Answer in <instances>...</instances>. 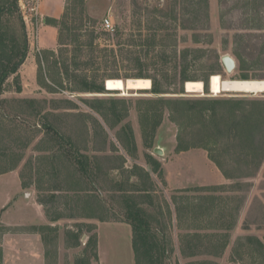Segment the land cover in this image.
<instances>
[{
  "label": "rangeland",
  "instance_id": "374dc122",
  "mask_svg": "<svg viewBox=\"0 0 264 264\" xmlns=\"http://www.w3.org/2000/svg\"><path fill=\"white\" fill-rule=\"evenodd\" d=\"M58 1L66 8L67 0ZM84 1V12L79 18H86L85 28L95 30L94 51L87 47L85 53L77 55L69 45H63L60 51V25L57 22L63 14L57 19L49 18L40 14L38 0H19L29 43L27 56L19 68L22 89L16 92L10 77L0 98L4 99L1 108L9 111L10 116H20L24 124L3 118L0 148L14 145V139L20 144H29L19 166L0 174V225L6 228L4 232L0 231L1 264H28L23 258L26 254L17 257L4 251L1 245L4 235L29 231L28 225L8 226L1 222L16 216L12 211L8 218L9 212L1 213L5 206L15 209L8 200V194L12 192L11 200L18 195L14 192H20L22 198H30L34 193L37 200L39 195L46 201L45 216L55 225L31 227L43 235L46 264H87V258L90 261V251L84 252L89 234L83 224L94 225L101 264H135L129 224L125 225L127 222L116 219L113 211L106 210L110 207L125 212L128 198L140 203L151 222L162 228L169 264H199L203 260L207 264H264L262 254L254 251L246 238L252 235L264 242V157L260 163L252 157L244 159L240 149L242 144L221 137L218 142L214 141L219 127L225 129V133L233 132L234 128H243L247 115L259 119L264 109V92L213 94L208 85L202 92H185L183 83L192 79L182 81L179 63L182 49L202 47L207 48V52L201 60L194 62L190 55L187 58V76L201 79L206 65L215 62L217 55L220 65L216 73L222 79H242V75L248 79H264L260 78L264 76V0H208V18L202 16L200 22L192 24L196 30L182 28L180 23L173 22L169 9L174 0ZM79 8L80 5L75 11L69 8L73 22L79 21ZM185 8L181 2L176 3L178 13ZM160 10L168 13L165 18L159 15ZM105 17L110 18L112 30L101 26ZM156 20L165 21L164 28H158ZM155 33L156 40L164 35L166 43L153 44L151 39ZM246 33L252 34L251 46L255 43L257 49H261L258 56L245 47L246 38L236 37ZM111 48L118 55L116 60ZM162 50L168 55L165 65L160 59ZM174 50L178 54L176 57ZM236 51L241 53L239 59ZM223 54H229L235 60L231 72H227L221 63ZM135 55L142 60L141 71ZM64 62L69 63L71 69L80 68L79 74L88 72L91 79L97 74V80L103 82L107 78L147 77L151 80L150 76L167 72V80L161 79L167 92H151L152 81L149 88L136 89V79L134 90H126V94L119 90L105 93L72 90L74 81L67 78L61 68ZM162 66L164 69L160 68ZM22 98L39 100L41 114L50 113L58 127L72 134L81 146L88 147L89 154L100 157L93 160L99 166L94 162L91 165L100 187V197H91L96 192L91 184L63 158L55 161L59 164L58 170L51 171L49 160L43 155L46 152L37 147L43 137L42 119L21 102ZM93 98H102L107 103L89 105ZM158 99L167 101L156 102ZM174 99L209 100L196 105L209 106L213 110L204 111L202 116L198 109L187 111L188 104L174 102ZM113 109L124 114L120 122L116 121ZM126 126L133 132L136 145L133 155H129L118 137ZM5 130L12 132L11 135ZM99 131L107 139V150L103 152L91 150V138L94 133L99 135ZM146 139L147 143L151 140L149 145ZM180 144L190 147L179 150ZM155 147H160L162 153L154 152ZM147 155L159 162L160 174L154 170ZM211 156L216 157L221 167ZM30 165L31 170L28 169ZM21 173L28 186L22 185ZM53 186L59 189L50 190ZM70 187L75 189L70 190ZM179 208H183L181 213ZM56 212L63 216L50 220ZM86 212L101 215L105 220L80 215ZM22 214L26 215L25 212ZM79 227L83 233L77 245L74 235ZM193 232L202 235L204 245L201 250L209 254L190 255L186 234ZM98 262V259L91 260L89 264Z\"/></svg>",
  "mask_w": 264,
  "mask_h": 264
},
{
  "label": "trees",
  "instance_id": "16d2710c",
  "mask_svg": "<svg viewBox=\"0 0 264 264\" xmlns=\"http://www.w3.org/2000/svg\"><path fill=\"white\" fill-rule=\"evenodd\" d=\"M71 1V2H70ZM186 1V2H185ZM185 1H179L182 4H184L187 8L183 9L181 13H178L175 9L176 3H179L178 0H174L172 3L171 9H169V14H171V18L173 22L180 23L182 28L185 29H192L196 30L197 28H192V24L200 22V18L205 17L208 18V0H185ZM84 0H67V5L64 10V13L60 19L59 23L60 30L58 34V42L60 45V51H62L63 45H69L71 46L72 51H76L77 55L85 53V48L90 47L91 51H94V47H92L94 42V33L95 30H88L85 28L84 21L86 18H79V14H83L84 12ZM80 5L77 17L79 18V21L73 22L71 18H73V15L70 14L69 8H71L72 11L76 10V6ZM191 9V10H190ZM202 9L204 11H202ZM175 11V12H174ZM160 16L166 17L168 13L163 11H158ZM177 12V13H176ZM205 12V13H204ZM189 15V16H186ZM71 21V22H70ZM157 27L158 28H164V22L161 20H156ZM191 27V28H187ZM165 28H168L167 26ZM153 38L151 39L153 44L159 43L163 44V42L166 43L164 35H161L159 39L156 40V33L153 34ZM197 36L199 34H196ZM252 34L246 33V35H236V37L240 38H246V48H249V51L251 54H255V56H258L261 52V49H257L255 43L251 46V39L250 36ZM85 37V38H83ZM243 38V39H244ZM71 41V42H70ZM198 41V40H196ZM28 39H27V32H26V26L23 19V15L20 9L19 0H0V94L6 90V83H8V79L12 77V82L14 84V90L16 92H20L22 89L21 86V80L19 75V68L24 62L27 52H28ZM67 47V46H65ZM209 49V48H208ZM207 48L202 47H191V48H184L180 52L179 56V63L181 65V76H183V80H188L186 82H201L202 87L201 91H203V83L207 90L208 85V78L211 74H214L218 71L219 64V57L216 55L217 60L213 63H208L205 68V74L203 77L197 78L196 76H187L186 71L188 69L189 63H187V58L190 56L193 57V60H201L203 56H206ZM111 51L113 52V56L115 60L117 59V56L111 48ZM162 54L160 55V59L162 60V64L165 65L167 62L168 55L165 53L164 50H162ZM209 51H211L209 49ZM119 52L123 54L121 51V48H119ZM240 52L236 51L235 55L239 59ZM245 54H248L245 51ZM173 55L176 57L177 51L174 50ZM76 57V55H75ZM135 62L139 67V71L142 69V60L135 55ZM78 66L77 64H75ZM70 64L65 63L63 64L62 71L65 74L67 78L73 79L74 85L72 86V90H77L80 92H93V93H105L109 92V90L105 89L104 82L98 81L95 76L97 74H93V79L90 78L88 72H84L83 74H79L78 71L80 68L74 67L73 69L70 68ZM161 69H164L163 66L160 67ZM167 73V72H166ZM165 72L162 74H158V76L151 77L152 81V88L151 92L155 94L160 93H166V89L163 87L162 78L167 80L168 73ZM142 76L143 74H139ZM139 78H147V77H139ZM242 79H248L247 76L242 75ZM260 78H264L260 77ZM137 79V78H135ZM134 78L128 79V80H122L123 83L126 81L127 87H124V91L126 90H134L133 88V81ZM76 81V82H75ZM44 85V84H43ZM45 86V85H44ZM186 91H189L186 88ZM4 99L0 98V132H2L3 124V118H9V120L14 119L13 121L17 123H23L24 121L20 119L17 115L10 116L9 111L2 109V102ZM164 103L167 101V99H158L156 102ZM174 102L183 101L186 104H188V107L185 109L187 111L198 109L202 116L204 111H208L209 109L213 108L209 106H197L196 104H203L208 103L209 100H188V99H174ZM21 102H24L27 104L26 106L34 110V115L39 116L42 119V122L40 123L42 129H43V137L40 139V141L37 144L38 149L41 151L46 152L44 155V158L49 160V164L51 165V171H57L59 164H57L55 161L57 159H64L68 162H70L74 169L80 173V175L85 179V181L89 184H91V187L94 192V195H91V197L97 196L100 197V187L97 180L95 179V176H93V173L91 171V165L94 162L93 160L97 161L99 160L98 156L95 154H89L88 153V147L81 146L77 139L69 133L64 132L60 127H58V124H56V121L52 119L50 116V113H44L41 114V111L38 108L39 100L35 98H22ZM192 102V103H191ZM198 102V103H197ZM106 104L107 101H104L102 98H93L91 99L88 104L92 106H96L97 104ZM190 103V104H189ZM99 109V108H97ZM108 109V108H106ZM114 110V109H113ZM114 115L116 118V121L120 122L124 114L119 113L118 111L114 110ZM215 112H212V115H214ZM246 117V116H242ZM246 118H249L250 121ZM244 122L245 125L243 128L235 129L233 132H226L223 128L217 129V134L214 136V141L218 142L217 139L220 137L222 139L229 140L234 143H240L242 144L241 152H242V158L247 159V157H252L257 160V163H260V161L264 157V109L261 113V117L253 118L251 115H247ZM158 124V122L156 123ZM154 129V126H153ZM152 129V132L154 130ZM5 132L10 136L12 132L8 133L7 130ZM151 132V133H152ZM1 134V133H0ZM123 134V135H122ZM214 135V134H213ZM8 136V138H9ZM124 136V137H123ZM1 137V136H0ZM119 139L123 142L125 148L127 149L129 155H133L136 152V145L133 137V132L130 128V126H126L120 132L118 133ZM10 139V138H9ZM14 139V138H12ZM207 140V139H206ZM18 141V142H17ZM91 150L93 151H99L103 152L107 150V139L106 136L103 135L102 131H99V135L97 133L93 134L91 138ZM148 139L145 140L146 144L149 145L151 143V140L149 143H147ZM43 143V144H42ZM1 139H0V145H1ZM14 145H4L3 148H0V174L10 172L17 168L22 161L26 148L28 147V142H21L19 140L14 139L13 143ZM20 144V145H19ZM42 144V148H40V145ZM97 145V148L95 146ZM188 145L180 144L179 150H185L188 149ZM62 159V160H63ZM148 161L154 166V170L158 171L159 174L161 173L159 162L152 158L150 155H147ZM211 159L218 164L219 167H221L220 162L216 159L215 156H211ZM95 163V162H94ZM57 164V165H56ZM96 166H99V163H95ZM29 165V164H28ZM28 169L31 170V165L28 166ZM21 182L23 186H28V183L25 182V177L21 173ZM229 177V176H228ZM50 190H58L57 186H53L49 188ZM70 190H74L75 188L70 187ZM90 196V195H89ZM77 200V199H76ZM78 201V200H77ZM38 202H40L43 206H46V201L41 198V196L38 195ZM126 210L125 212L121 213L119 211L114 210L113 208H106V210H111L115 214V218L119 219L121 221L127 222L131 226V233H132V249L134 253V261L135 264H169V254H168V246L165 239V236L163 234L162 228H159L156 224L151 222V220L148 218V215L145 211V209L134 199H126ZM185 207V206H184ZM183 207V208H184ZM183 208H179L178 212H182ZM46 210V208H45ZM47 215V212H46ZM84 218H97L98 220L104 221L105 218H103L101 215H96L93 213L86 212L85 214H80ZM63 214L61 212H56V215H53L50 217V220H57L61 218ZM72 216V215H70ZM86 227V232L89 234L87 242L85 243L84 252L87 253V250L90 251V261L91 260H97V234L94 231V225L89 224H83ZM80 228V227H79ZM78 228V232L75 233L74 237L76 238L77 242H75L77 245H79V239L80 235L83 233L81 228ZM5 226L0 225V231H5ZM229 229V226L226 228ZM247 240L249 241L250 245L253 247L254 251H256L259 255L262 254L261 261L264 263V242L261 240H258L255 236L248 235ZM186 242H187V248L191 251L190 255H195L199 253H205L209 254L206 250L202 251L201 247H203V240L202 235L199 232H193L186 234ZM182 248V252H183ZM185 252V251H184ZM212 253V252H210ZM213 254H217L216 250L214 249ZM87 255V254H86ZM89 255V254H88ZM88 259V258H87ZM85 260L87 264H89V260ZM263 259V260H262ZM84 261V262H85ZM1 264V262H0ZM79 264V263H78ZM199 264H207L206 261H201Z\"/></svg>",
  "mask_w": 264,
  "mask_h": 264
},
{
  "label": "crops",
  "instance_id": "0c3cea01",
  "mask_svg": "<svg viewBox=\"0 0 264 264\" xmlns=\"http://www.w3.org/2000/svg\"><path fill=\"white\" fill-rule=\"evenodd\" d=\"M38 3L40 14H44L49 18L57 19L64 13L65 6L64 3L61 1L59 2L58 0H38ZM16 177L18 179V175ZM12 193L8 194V200L15 209H9L7 208V206H5L1 209V213L6 214L7 212H9V214H6L8 218V216L11 215L10 212L12 211V213L16 214V216L10 221L1 220V222L5 223L8 226L28 225L29 231L8 233L7 235H4L2 239L3 242L1 245L4 248V251L9 254H15L17 257L20 256L22 253L26 254L23 258L27 260L28 264H46V247L43 240V235L40 230L36 228L33 229L31 227H37L39 225L46 224L51 226L55 224L53 222H48L45 216L44 206L40 202H38L34 193L31 195L30 198H22L20 197V192H14L18 195L16 197H13V200H11ZM23 212L26 213L25 216L22 214ZM125 225H128V223H126ZM128 227L131 229L129 225ZM129 232L131 234L132 245V233L131 231ZM99 249L100 248H98V264H101Z\"/></svg>",
  "mask_w": 264,
  "mask_h": 264
},
{
  "label": "bare ground",
  "instance_id": "6f19581e",
  "mask_svg": "<svg viewBox=\"0 0 264 264\" xmlns=\"http://www.w3.org/2000/svg\"><path fill=\"white\" fill-rule=\"evenodd\" d=\"M105 81L104 82L105 86H107V89L119 90L123 94L127 93L124 91L122 79L107 78ZM134 83L136 89H147L151 86V80L149 78H137ZM201 87V82L187 83V89L189 92H200ZM208 87L210 92L213 94L223 91L258 93L264 91V79H222L220 74L214 73L209 77Z\"/></svg>",
  "mask_w": 264,
  "mask_h": 264
},
{
  "label": "water",
  "instance_id": "95a60500",
  "mask_svg": "<svg viewBox=\"0 0 264 264\" xmlns=\"http://www.w3.org/2000/svg\"><path fill=\"white\" fill-rule=\"evenodd\" d=\"M220 60H221L222 65L224 66V69H225L227 72H231V71L234 69V67H235V60H234V58H233L232 56H230L229 54H223V55L221 56ZM201 81H202V80H201ZM105 82H106V81H105ZM105 82H104V86H105ZM202 83H203V87H204V82L202 81ZM183 85H184V90H185V92H188V91H186V81L183 83ZM123 86H124L125 88L127 87L126 81H124ZM123 86H122V87H123ZM105 89H107V86H105ZM107 90H109V89H107ZM129 90H131V89H129ZM127 91H128V90H127ZM263 92H264V91H263ZM154 152L160 154V153H162V149H161L160 147H155V148H154Z\"/></svg>",
  "mask_w": 264,
  "mask_h": 264
},
{
  "label": "built area",
  "instance_id": "2783aa9c",
  "mask_svg": "<svg viewBox=\"0 0 264 264\" xmlns=\"http://www.w3.org/2000/svg\"><path fill=\"white\" fill-rule=\"evenodd\" d=\"M101 26L106 30H112L113 24L111 23V20L109 17H105L101 21Z\"/></svg>",
  "mask_w": 264,
  "mask_h": 264
}]
</instances>
